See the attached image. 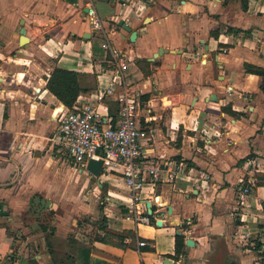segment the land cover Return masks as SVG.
Masks as SVG:
<instances>
[{
	"label": "crops",
	"instance_id": "obj_1",
	"mask_svg": "<svg viewBox=\"0 0 264 264\" xmlns=\"http://www.w3.org/2000/svg\"><path fill=\"white\" fill-rule=\"evenodd\" d=\"M88 4L115 30L131 87L148 95L141 98L142 164L185 167L175 180L143 188L150 224L127 219L119 171H76L52 140L60 113L70 109L47 89L54 68L78 73L86 91L74 105L92 102L112 124L118 119L116 96H104L97 78L103 36L86 17ZM159 48L169 52L151 61ZM253 68L264 70V0H0V264H218L230 257L257 264L264 78ZM93 179L104 192L99 203ZM240 183L250 187L243 204ZM178 232L185 248L176 256Z\"/></svg>",
	"mask_w": 264,
	"mask_h": 264
},
{
	"label": "built area",
	"instance_id": "obj_2",
	"mask_svg": "<svg viewBox=\"0 0 264 264\" xmlns=\"http://www.w3.org/2000/svg\"><path fill=\"white\" fill-rule=\"evenodd\" d=\"M86 17L93 30L103 36L101 49L104 53L102 70L97 78L104 81V96H116L118 103V119L112 124L110 118L100 112L92 102L82 106L74 105L63 110L58 117V126L52 140L66 153L76 171L86 169L90 159L102 160L103 170L119 171L129 192L127 219L135 224H150V215L141 198V192L146 185L155 186L157 182L175 180L184 175L182 164L153 165L145 167L142 162V141L147 138V132L141 127L142 100L141 91H136L128 81L129 58L112 42L115 33L113 27L108 28L88 4ZM149 115V112L147 111ZM143 117L144 123L149 122V116ZM190 173V172H189ZM200 179H207L199 173ZM250 194V187L240 183L236 195L239 204L245 203ZM190 224V222H189ZM139 247L146 242L138 243ZM257 264H264L263 250L256 259Z\"/></svg>",
	"mask_w": 264,
	"mask_h": 264
},
{
	"label": "trees",
	"instance_id": "obj_3",
	"mask_svg": "<svg viewBox=\"0 0 264 264\" xmlns=\"http://www.w3.org/2000/svg\"><path fill=\"white\" fill-rule=\"evenodd\" d=\"M252 73H256L264 78V70L259 68H253ZM47 89L66 107L72 108L74 105L76 98L82 92L86 90L81 88L78 82V73L71 70L54 68L52 71L48 82ZM261 89L264 91V79L261 84ZM141 98H148V95H144ZM150 217V221L152 222V216ZM42 229H44L42 227ZM45 230V229H44ZM98 241H104V239L100 236L96 237ZM185 248V237L181 234L175 235V255L183 254Z\"/></svg>",
	"mask_w": 264,
	"mask_h": 264
},
{
	"label": "water",
	"instance_id": "obj_4",
	"mask_svg": "<svg viewBox=\"0 0 264 264\" xmlns=\"http://www.w3.org/2000/svg\"><path fill=\"white\" fill-rule=\"evenodd\" d=\"M20 25H21V29L19 31L20 33V37H19V45L21 47H26L29 40L26 36V29L24 27V20H21L20 22ZM117 26L120 27L123 31L127 32V33H130V41L131 42H135V39H136V32H134L131 27H129L122 19H120L119 21H117ZM85 37V36H84ZM205 51H208V47L205 48ZM169 51L167 50H164L163 48H159L158 49V52L153 54L152 56V59L151 61H154L155 58H158V57H161L162 55H164V53H167ZM173 52V51H171ZM178 54L182 53V51H177ZM214 96V95H213ZM103 168V161L102 160H93V159H90L87 163V166H86V170L92 174L94 177H98L101 173V170ZM147 213L148 215H152V203L151 202H147ZM7 214V213H5ZM161 222L158 221L157 222V225L160 226ZM177 234H180V232H178ZM193 242L190 240V239H187L186 240V245L187 246H193ZM171 261L166 259L163 264H170ZM22 264H26L25 262L22 263ZM225 264H238V262L236 261V259L234 257H230L228 258V260H226V263Z\"/></svg>",
	"mask_w": 264,
	"mask_h": 264
},
{
	"label": "rangeland",
	"instance_id": "obj_5",
	"mask_svg": "<svg viewBox=\"0 0 264 264\" xmlns=\"http://www.w3.org/2000/svg\"><path fill=\"white\" fill-rule=\"evenodd\" d=\"M105 22V21H104ZM112 27V26H111ZM114 44H115V46H116V44H118V39H115V41H114ZM84 172V171H83ZM83 174H85V173H83ZM95 180L96 179H93V180H91V185H90V187H91V189L93 188L94 189V191L96 190V194H94V195H97L96 197V202L97 203H99V201L100 200H103L104 199V192L103 191H100V190H98L97 189V187L95 186ZM89 187V188H90ZM116 190H118V191H120V189H116ZM98 191V192H97ZM94 195H92V196H94ZM110 203H114V202H111L110 201ZM236 259V258H235ZM236 261H238L237 259H236ZM224 264L225 263V261L223 262V258H221L220 260H219V263L218 264Z\"/></svg>",
	"mask_w": 264,
	"mask_h": 264
}]
</instances>
